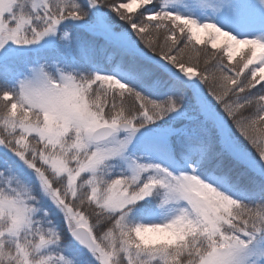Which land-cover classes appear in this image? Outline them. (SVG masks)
<instances>
[{"label": "snow or ice", "instance_id": "6c2138e0", "mask_svg": "<svg viewBox=\"0 0 264 264\" xmlns=\"http://www.w3.org/2000/svg\"><path fill=\"white\" fill-rule=\"evenodd\" d=\"M0 264H264V0H0Z\"/></svg>", "mask_w": 264, "mask_h": 264}, {"label": "rangeland", "instance_id": "374dc122", "mask_svg": "<svg viewBox=\"0 0 264 264\" xmlns=\"http://www.w3.org/2000/svg\"><path fill=\"white\" fill-rule=\"evenodd\" d=\"M235 59H238L239 58V56H236V57H234Z\"/></svg>", "mask_w": 264, "mask_h": 264}]
</instances>
